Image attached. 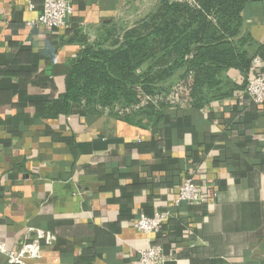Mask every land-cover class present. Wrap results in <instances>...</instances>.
I'll use <instances>...</instances> for the list:
<instances>
[{
	"label": "crops",
	"instance_id": "obj_1",
	"mask_svg": "<svg viewBox=\"0 0 264 264\" xmlns=\"http://www.w3.org/2000/svg\"><path fill=\"white\" fill-rule=\"evenodd\" d=\"M44 1L0 0V243L53 234L26 264H136L150 245L175 249L166 264H264V107L246 94L251 74L229 70L230 94L171 108L152 128L94 115L64 102L65 78L80 37L125 0H70L64 27H28ZM243 18L264 50V0ZM185 176L207 199L173 207ZM167 211L156 234L130 226Z\"/></svg>",
	"mask_w": 264,
	"mask_h": 264
},
{
	"label": "trees",
	"instance_id": "obj_2",
	"mask_svg": "<svg viewBox=\"0 0 264 264\" xmlns=\"http://www.w3.org/2000/svg\"><path fill=\"white\" fill-rule=\"evenodd\" d=\"M196 1L197 4L200 5L197 10L186 5L179 8V10H183L184 12L177 13L186 15L185 17L178 18L181 28L184 29V36L178 32L177 27L175 28V26H173L170 28L171 21L169 19L165 20V16L169 12H177V5L173 7L167 4L165 0H161V8L157 13L158 18L156 17L159 23L157 26L153 25L152 32H150L148 36L152 42L150 43L147 36L145 37V40L148 42V49L153 46L162 47L164 49L163 55L172 58V63L174 64L170 67V73L167 77L171 78L173 74V78L178 72L181 77H188V75H190L194 79L192 87L193 91H196L194 97L196 102L193 106H190V108H199L210 103V101L220 99L231 93L234 85L229 81V78L224 77L225 71L229 66L234 68L238 67L240 72L250 75L252 60L256 57L260 60L264 59V50H257L249 33H247V37L251 43L253 53L251 55L244 54L238 57L234 49L230 50L228 45H224L222 41L223 38L219 37V33H217L219 28H224L225 23L227 24L231 19H222L223 15L221 10L219 8H214L213 5L215 4L212 2L207 0L206 3L202 0ZM253 1L257 0H244L240 3H232L239 11V17L236 10L233 14L234 18L237 20V24L242 20L244 21L241 12ZM207 14H210L211 17L213 16L212 19H208ZM213 18H217L219 24L220 21L223 20V24L217 27ZM110 25H112L111 22H108L99 27L92 38L85 35L80 37L79 42L81 44V49L71 61L65 78L64 102L69 106H79L94 115L106 114L137 127H155L163 120L164 116L171 108L164 110L158 116H154L152 123L141 126L136 122L126 121L122 119V117L119 118L115 114H107L105 111L95 106V103L99 100L101 101V96L97 97L98 94H95L94 91L88 87L89 82L91 83L94 78L99 77L100 81L104 82L105 85L110 83L120 86L123 89L128 86L129 88L136 86V82L140 83V75L134 73L133 68L125 69L124 65H119L118 63L127 62L131 57L128 52L131 51V54L136 55L135 53L139 52L140 48L132 44H127L125 50H115L113 47L116 45L111 46L106 42L107 36L111 37L112 33L110 30L112 26ZM209 30H213L216 36L212 38V36L209 35ZM174 37L182 38L181 40L184 39L177 43V45L180 43L181 46L179 47H181V49H178L176 53L175 49L177 47L171 46ZM212 39L213 41H210ZM177 60L179 62L178 66ZM108 70L114 74L113 79L108 77ZM209 78L210 80H208ZM174 80L175 79L172 80L173 83L175 82ZM83 81L88 83L85 82L83 84ZM207 83L209 85H207ZM200 94H202L201 97L199 96ZM176 108L178 107L176 106ZM169 249L170 248H168V250ZM168 250L166 249L165 251L167 252Z\"/></svg>",
	"mask_w": 264,
	"mask_h": 264
},
{
	"label": "rangeland",
	"instance_id": "obj_3",
	"mask_svg": "<svg viewBox=\"0 0 264 264\" xmlns=\"http://www.w3.org/2000/svg\"><path fill=\"white\" fill-rule=\"evenodd\" d=\"M202 1L206 3V0ZM207 1L215 4L213 5L214 8H219L221 10L223 15L222 19H231L227 24L225 23L224 28L220 27L217 32L219 33V37L223 38L222 41L224 45H228L230 50L234 49L238 57L244 54L251 55L253 49L247 37L248 31L246 24L243 20L237 24V20L233 15L236 10L239 17V11L232 3H240L244 0ZM165 2L173 7L177 5V12H169L165 16V20L169 19L171 21L170 28L175 26L178 32L183 34L184 29L181 28L178 18L185 17L186 15L177 14L178 12H184L183 10H179V8L188 5L190 8L197 10L200 5L197 4L196 0H165ZM160 4L161 0H125L124 9L121 14L116 19L110 21L112 24L110 25L112 26L110 28L112 33L111 37L107 36L106 42L108 44L111 46L116 45L113 48L118 51L125 50L127 44H132L140 48L139 52L135 53L136 55L131 54V51L128 52L131 57L127 62H118L119 65H124L125 69L133 68L134 73L140 75V83L136 82L137 85L132 88L124 86L125 89H123L120 86L110 83L105 85L104 82L100 81L99 77H96L88 84V87L91 88L95 94H98L97 97L101 96V101L99 100L95 103L96 108L105 111L107 114L111 113L119 118L122 117V119L126 121L136 122L141 126L152 123L153 117L156 115L158 116L164 110L176 106L190 107L196 102V99L194 100L196 91H193L192 84L194 79L192 76L188 75V77H181L177 72L173 78V74L171 78L167 77L170 73V67L174 64L172 63V58L163 55L164 49L162 47L153 46L149 49L147 47L148 42L145 40V37L147 36L148 38L150 32H152L153 25L157 26L159 23L157 20V13L161 8ZM241 13L243 16V12ZM207 17L208 19H212L213 16L211 17L210 14H207ZM213 20H215V25L217 24V27L223 24V20L220 21V24L217 18H213ZM184 35L185 34H183V36ZM209 35L212 36V38L216 36L213 30H209ZM175 37L171 46L177 47L175 49L176 53L178 49H181V47H179L181 46L180 43L178 45L177 43L184 39L181 40L182 38ZM148 41L150 43L152 42L150 39ZM210 41H213V39ZM178 64L179 62L177 66ZM229 70L239 71V68L229 66L225 71L224 77L229 78L227 75ZM108 73V77L113 79L114 74L110 70H108ZM173 79H175L174 83L172 82ZM208 80H210V78ZM229 81H231L230 78ZM85 82L86 81H83V84ZM207 85L209 84L207 83ZM199 96L201 97L202 94Z\"/></svg>",
	"mask_w": 264,
	"mask_h": 264
},
{
	"label": "built area",
	"instance_id": "obj_4",
	"mask_svg": "<svg viewBox=\"0 0 264 264\" xmlns=\"http://www.w3.org/2000/svg\"><path fill=\"white\" fill-rule=\"evenodd\" d=\"M73 12L70 0H45L41 14L27 23L30 28L60 29L66 25L68 17ZM261 60L254 58L250 66L251 77L246 85V94L252 103L264 107V76L260 73ZM207 197L203 190L194 183L192 177H184L177 188V196L173 207L181 203H204ZM171 217V212L157 213L153 216L138 215L130 221V226L145 235H153L161 230L162 225ZM35 237L26 240L19 249L7 250L0 243V254H3L10 264H26L37 260L42 252V244L51 247L55 237L49 232L35 231ZM175 249L167 252L160 245H150L138 251L136 264H166L175 261Z\"/></svg>",
	"mask_w": 264,
	"mask_h": 264
}]
</instances>
